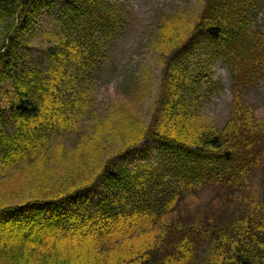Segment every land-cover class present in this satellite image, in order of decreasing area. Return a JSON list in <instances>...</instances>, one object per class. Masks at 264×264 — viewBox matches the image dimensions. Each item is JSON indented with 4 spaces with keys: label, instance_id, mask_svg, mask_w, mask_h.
<instances>
[{
    "label": "trees",
    "instance_id": "1",
    "mask_svg": "<svg viewBox=\"0 0 264 264\" xmlns=\"http://www.w3.org/2000/svg\"><path fill=\"white\" fill-rule=\"evenodd\" d=\"M37 1L0 0V76ZM54 1L64 9L48 34V65L15 73L12 97L0 104V119L8 118L0 120V264H264V124L248 100L264 81V0H197L195 13L158 17L163 72L149 126L123 104L99 116L89 110L126 32L124 7ZM216 63L228 71L231 95L221 126L192 109L203 76L210 92L222 90L210 74ZM89 114L88 131L77 132ZM68 132H77L70 146ZM143 142L154 148L152 162L130 169L104 161L111 146L122 159ZM99 180L109 196L93 213L62 211ZM206 192L208 202L192 203Z\"/></svg>",
    "mask_w": 264,
    "mask_h": 264
},
{
    "label": "rangeland",
    "instance_id": "2",
    "mask_svg": "<svg viewBox=\"0 0 264 264\" xmlns=\"http://www.w3.org/2000/svg\"><path fill=\"white\" fill-rule=\"evenodd\" d=\"M117 1L128 13V26L124 35L115 43L109 62L95 81L89 110L94 116H99L111 107L123 104L124 108L138 116L143 125L149 126L154 117L157 98L160 95L163 72L162 58L156 50L153 36L157 19L163 13L171 16L178 9H186L190 13H195L199 10L200 5L197 0ZM63 9L62 4L54 0H38L36 5L30 9L27 29L19 39L18 45L11 50L12 68L8 73L0 76V104L2 106L12 97L10 85L15 73H20L31 67L43 71L48 65L45 50L53 44V39L48 34L56 29L57 18ZM259 17V26L264 31V9ZM2 25L1 20L0 31ZM195 55L198 56L199 53ZM193 63L194 57L190 59V66ZM210 74H212L213 80L220 82L222 90L218 93L210 92L209 88L207 89L209 87L207 79L203 76L201 79L205 84L198 99V106L192 105V109H199L209 122L221 126L230 111L229 75L226 68L220 63L212 65ZM248 100L255 108L257 119L264 124V81L251 91ZM94 116L89 114L84 117L77 132H82V134L87 132L89 123ZM0 120L7 123L8 118L3 117ZM9 129L10 123L6 127V130ZM77 132H68L64 136L66 146L72 144ZM153 149L152 145L143 142L131 151L127 158L121 159L113 156L118 150L115 146H111L104 161L107 158H115L114 168L123 165L134 169L155 159ZM259 174L257 169L254 173L255 176L250 180L255 190L259 186ZM108 196V191L99 180L88 190L80 192L73 204L65 203L62 211L93 213L102 199ZM212 196V193L209 192L194 196L195 200H192V203L204 204Z\"/></svg>",
    "mask_w": 264,
    "mask_h": 264
}]
</instances>
